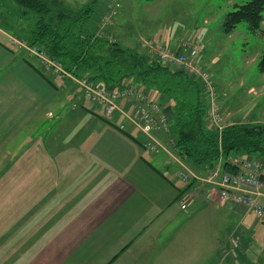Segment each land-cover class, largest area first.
Returning <instances> with one entry per match:
<instances>
[{
  "label": "crops",
  "instance_id": "0c3cea01",
  "mask_svg": "<svg viewBox=\"0 0 264 264\" xmlns=\"http://www.w3.org/2000/svg\"><path fill=\"white\" fill-rule=\"evenodd\" d=\"M8 38L0 30V193L15 201L18 238L46 239L25 264H264V222L220 198L214 166L231 172L226 160L193 164L167 135L158 159L123 117L86 101L73 109L71 81ZM184 191L198 197L187 212Z\"/></svg>",
  "mask_w": 264,
  "mask_h": 264
},
{
  "label": "rangeland",
  "instance_id": "374dc122",
  "mask_svg": "<svg viewBox=\"0 0 264 264\" xmlns=\"http://www.w3.org/2000/svg\"><path fill=\"white\" fill-rule=\"evenodd\" d=\"M43 1L61 5L69 14H73L93 0H87L85 5L83 2L86 0ZM248 1L250 0H120L119 15L106 24L104 17L112 0H100L87 30L95 34L96 38L115 44L106 46L102 50L103 55L114 58L123 75H130L127 83L136 84L143 83L138 73L149 64L148 61L150 64L157 62L156 50L159 47L173 51L179 49L182 43L195 40L201 49L200 61L212 75L217 94L215 104L222 114L221 127L206 125L220 131L227 125L238 124L245 126L247 131L264 133V73L259 68L264 52V20L262 29L256 33L248 29L247 23L238 25L231 35L223 31L226 15L234 11L237 5ZM17 8L13 0H0V30L11 38H8V42L18 40L23 45L20 46L21 50L26 51V47L30 46L27 40L35 27L36 19L29 15L28 18L14 15ZM150 80L146 84L150 91L153 87L162 91L165 88L172 89V93L187 104H193L197 98L195 87H189L186 82L173 76L160 74L157 79L151 77ZM71 85L74 86L73 83ZM153 92L154 98L162 97L160 92ZM201 100L205 109H208L211 103L203 92ZM86 103L90 104L89 101ZM167 105L170 106L169 117L172 122L173 104L170 102ZM171 135L169 138L178 141L173 129ZM161 155H158V159H162ZM10 182L13 189L14 177ZM13 193H8L10 198ZM2 196L1 192L0 264H25L29 257L26 254L46 239L38 238L35 241L18 238L20 233L16 231L15 201L4 200ZM253 219L249 217L248 221ZM39 226L37 234L43 232L41 228H46L45 224ZM32 233L31 236H34Z\"/></svg>",
  "mask_w": 264,
  "mask_h": 264
},
{
  "label": "trees",
  "instance_id": "16d2710c",
  "mask_svg": "<svg viewBox=\"0 0 264 264\" xmlns=\"http://www.w3.org/2000/svg\"><path fill=\"white\" fill-rule=\"evenodd\" d=\"M13 1L18 7L14 10V15L25 18L29 15L36 19L35 27L27 40L31 47L46 50L72 75L90 78L111 90L128 81L130 75H123L116 60L107 58L102 53L106 46L115 44L96 38L95 34L87 30L100 0L91 1L73 14H69L61 5H52L43 0ZM263 20L264 0H250L237 5L234 11L226 15L223 31L231 35L238 25L247 23L248 29L256 33L262 29ZM148 63L150 64L149 61ZM149 64L138 73L143 83H134L135 85H143L150 91L146 85L151 81L150 78L157 79L162 74L178 78L189 87L196 88L197 98L193 104L181 101L172 93V89H152V92L156 90L164 96V102L173 104L172 129L177 136L178 150L182 156L198 166L212 165L231 154L264 158V133L247 131L245 126L238 124L227 125L220 131L212 129L205 123L206 109L201 100V83L181 71H172L156 63ZM259 68L264 73V52ZM262 129L264 131V126Z\"/></svg>",
  "mask_w": 264,
  "mask_h": 264
},
{
  "label": "built area",
  "instance_id": "2783aa9c",
  "mask_svg": "<svg viewBox=\"0 0 264 264\" xmlns=\"http://www.w3.org/2000/svg\"><path fill=\"white\" fill-rule=\"evenodd\" d=\"M121 11L120 0H112L111 6L104 17L107 24L116 18ZM12 45L21 48L18 40H12ZM21 46V47H20ZM27 51L36 57L45 72H54L63 81H71L74 88L71 97L74 98L73 109H79L89 101L95 108L101 110L104 118L112 121L121 116L131 123L138 133L145 138L144 146L157 155L168 152V147L160 142V135H171L172 123L169 114L170 106L164 104L162 98H154L153 94L136 85L124 84L116 89H109L90 78H79L67 72L63 65L46 50L38 47H26ZM159 64L172 71H181L189 77L198 80L203 88V94L209 103L206 109L205 123L209 126L221 127V110L215 104L216 89L213 85L211 73L206 70L200 61L201 49L195 40L184 42L179 49L166 50L159 47L157 50ZM169 108V111H168ZM121 131H126V124H118ZM169 147L178 150V142L169 138ZM231 166V172H222V164L214 166V178L219 188L220 198L225 203L242 207L247 213L264 222V160L257 156H243L231 154L221 158ZM220 173H222L220 175ZM195 175L186 166L178 173V180L190 184ZM197 194L193 191H184L179 198L180 209L189 211L197 201ZM240 238L235 237L231 243L236 250L240 246Z\"/></svg>",
  "mask_w": 264,
  "mask_h": 264
}]
</instances>
